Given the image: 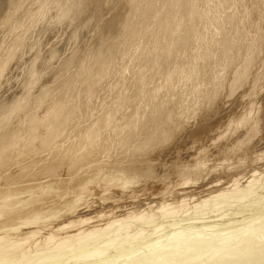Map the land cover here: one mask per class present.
Returning a JSON list of instances; mask_svg holds the SVG:
<instances>
[{
    "label": "bare ground",
    "instance_id": "obj_1",
    "mask_svg": "<svg viewBox=\"0 0 264 264\" xmlns=\"http://www.w3.org/2000/svg\"><path fill=\"white\" fill-rule=\"evenodd\" d=\"M23 1L0 0V264H109L152 245L154 234L138 240V228L93 257L112 243L106 229L142 218L124 202L163 199L156 207L173 227L191 206L250 193L264 177V148L247 155L264 125V0ZM42 38L50 46L39 58ZM200 128L212 140L195 137L171 178L139 191L154 171L145 158ZM229 158L239 166L228 167ZM70 240L77 245L59 253ZM246 244L264 257V242ZM229 248L214 259L229 260Z\"/></svg>",
    "mask_w": 264,
    "mask_h": 264
},
{
    "label": "rangeland",
    "instance_id": "obj_2",
    "mask_svg": "<svg viewBox=\"0 0 264 264\" xmlns=\"http://www.w3.org/2000/svg\"><path fill=\"white\" fill-rule=\"evenodd\" d=\"M32 0H28V3L29 2H31ZM20 2V1H19ZM25 2L26 1H23V0H21V3H20V5L21 4H25ZM27 3V2H26ZM16 4V3H15ZM23 4V5H24ZM16 6V5H15ZM8 7V6H7ZM19 7V6H18ZM17 7V8H18ZM3 14H1V16H2ZM10 20V19H9ZM62 31H59V32H61L62 34H60V37H62L63 38V34H65L66 32H63V28H60ZM64 31H66V29L64 28ZM54 31H52V34H54L53 33ZM51 33V32H50ZM90 35V34H89ZM65 37V36H64ZM85 37V36H84ZM90 37V36H89ZM79 38V37H78ZM78 38L77 39H75L74 40V42L73 41H70L69 43H67V44H63V51L61 52V54L63 55V53L65 54L66 53V51L69 49H71V47H73V46H75L76 44L78 45L79 43L78 42H80V40L83 42L84 41V39L82 38H79L80 40H78ZM86 39L88 40V36H86L85 37V41H86ZM46 40V43H43L44 41ZM43 41V42H42ZM42 41H40V43H39V47L38 46H36L35 45V47H36V52L35 53H37V55H38V57L39 58H41L42 56L41 55H43L44 54V50H40L41 49V47L42 48H44L45 50H46V52H47V47L48 46H50V44L47 42L48 40H47V38L45 39V38H42ZM78 41V42H77ZM71 42H73V44L71 43ZM43 43V44H42ZM44 44H46L45 46L46 47H43L44 46ZM68 44L71 46H68ZM73 46H72V45ZM65 46H67V47H69V48H64ZM34 48V47H33ZM39 48V49H38ZM35 49V48H34ZM33 49V50H34ZM64 50H65V52H64ZM68 50V51H69ZM35 51V50H34ZM40 51H41V53H40ZM43 51V52H42ZM80 51H82V50H80ZM39 53H40V55H39ZM43 53V54H42ZM60 54V57L62 56ZM44 56V55H43ZM67 57H69V56H67ZM25 62H27L28 63V61H25ZM24 63V62H23ZM23 63H21V65H20V69H22L21 71H23L24 70V67L25 66H28V64H26L25 65V63H24V65H23ZM25 69H26V67H25ZM25 71V70H24ZM38 80H40V78L38 79ZM239 95H242L241 93L239 94ZM240 104V102L238 103V105ZM240 109V105H239V107H238V109H236L235 110V112L237 111V110H239ZM220 110V109H219ZM202 118H203V116H201ZM209 118V119H206L205 120V122L207 123L206 125H208V124H210V121L211 122H213L214 120H215V118H213V117H216V115H213V116H209V117H207L206 115H204V118ZM214 123V122H213ZM260 126V125H259ZM262 126V128H260V130L261 131H259V133H258V138H257V140H256V142H254V143H251V147H250V151H249V154H247V152H246V154L247 155H251V154H254V153H256L257 151H259V150H262L263 148H264V143H262V142H264V139L263 138H261V137H264V125H261ZM260 126V127H261ZM263 129V130H262ZM200 130H201V128H200ZM200 130H196V131H194L193 132V134H191L192 135V137L190 136L189 138H186V140H184V143H182V144H177L176 145V147L174 148L173 147V149H169V147L168 148H166V147H162V149H164V150H161V149H158V150H160L159 152H158V155H152V156H149V157H147V158H145L146 160H145V162L146 163H148L150 166H151V171H153L150 175H148L147 176V178L143 181V183H142V185H140V187H139V191H141L142 189H145L148 185H150L151 183H153V182H157L160 178H162V179H168V178H171L172 176V173L173 172H171V164H173V163H176V162H178L179 160H180V158H181V155L183 154V152H184V150L186 151L187 149L189 150L190 148H193L196 144H193V139L195 138V137H199V138H202V139H205V140H208V142H210L211 140H212V138H211V136L210 135H212V131H210L209 132V130H204V128L200 131ZM200 131V132H199ZM205 131L207 132V134L205 133ZM204 132V134H202ZM209 132V133H208ZM198 133V134H197ZM201 133V134H200ZM261 133H263V136H261L262 134ZM195 135H198V136H195ZM204 138H203V137ZM261 138V139H260ZM188 139V140H187ZM261 140V141H260ZM188 141V142H187ZM190 141V142H189ZM189 144H187V143ZM256 143H257V145H256ZM202 144V143H201ZM187 145V146H186ZM229 145V144H228ZM227 144H225L224 146H226V147H228V149L229 150H231L230 149V147L228 146ZM179 146V147H178ZM184 146V147H183ZM190 148H189V147ZM192 146V147H191ZM172 147V146H171ZM182 147V148H181ZM187 149H186V148ZM183 148H185V149H183ZM206 148V147H205ZM170 150V152H169V150ZM181 149V150H180ZM183 149V150H182ZM228 149H226V151L228 150ZM253 150V151H252ZM172 151H174V152H172ZM162 152V153H161ZM166 154H165V153ZM178 152V153H177ZM173 153V154H172ZM176 153V154H175ZM181 153V154H180ZM172 154V155H171ZM168 155H171L170 157L168 156ZM177 155V156H176ZM180 155V156H179ZM159 156H161V157H159ZM173 156V157H172ZM155 157V158H154ZM169 157V158H168ZM161 159V161H160V159ZM208 158H211V157H208ZM163 159V160H162ZM212 159H215V155L212 157ZM168 160V162H166ZM176 160V161H175ZM185 160V159H184ZM229 164H228V167L230 166V168L231 167H235V168H237L239 165L238 164H236V160L234 161V159L233 158H229ZM169 161H171V162H169ZM183 161V160H182ZM228 161V160H227ZM242 163V162H241ZM244 163V162H243ZM242 163V164H243ZM154 165V166H153ZM160 165V166H159ZM167 165V166H166ZM237 165V166H236ZM153 166V167H152ZM169 166V167H168ZM261 168H264V167H261ZM261 168L258 166V171H261ZM164 169H165V172H164ZM256 170H257V168H255ZM170 170V171H169ZM158 171H160V172H158ZM156 173V174H155ZM163 173V174H162ZM155 174V175H154ZM160 175V176H159ZM152 176H153V178H152ZM158 176V177H157ZM163 176V177H162ZM166 177V178H165ZM168 177V178H167ZM151 180H153V181H151ZM259 185V186H258ZM145 186V187H144ZM242 188V187H241ZM253 190V191H252ZM252 190H250V193H246V192H244V193H234V194H231L229 197H228V199H226V201H220V200H218V201H215V202H212L211 203V200H209V201H207V203L205 202H203V203H200V204H197V205H193V206H191L184 214H186V215H184L183 214V216H182V223H180V224H178V225H175V226H173V227H171V226H169L168 227V225H169V223L170 222H172V221H168V219H164V218H162L161 216H162V214L160 213V210H158L157 209V205H158V203L160 202V201H162V200H159V199H157V200H152V199H149V200H146V201H141V202H137V203H132V202H127V203H125L124 202V204L123 205H121V206H119V207H121L122 209H132V210H135L134 212H141V215H142V221H141V219H138V220H127V221H125V222H118V223H115V224H113L112 226H110V228H108V229H106L105 230V232H106V237H104V239H107L108 238V240L110 241V242H112V243H110L109 245L110 246H108V248H106L105 246H103L102 248H100V250H99V252L100 253H97L96 252V255L94 256L93 255V257H97V254H98V256H104V254H105V256L109 253V252H111V249H116V248H118L117 246H118V244H119V246H120V241H118V239L119 240H122L124 237H126L127 235L129 236L130 234H133L134 232H136V230L138 229V228H141V229H145L144 230V233L142 232V235H140L139 236V239L138 240H140V239H143V238H146L147 237V235L149 236L151 233L152 234H154V235H151L150 236V238H148V240H149V242H148V244L150 243V245L151 246H149L148 248H142V249H140V251L138 250L137 252H136V254H134V253H132V254H124L123 255V257L122 256H120L119 258H116V259H114L113 261H111L109 264H137V263H140L139 261H142L143 259H147L146 261H147V263L148 264H153V263H155L154 261H156V259L157 258H160V259H162L163 260V258L165 259V260H160V262L162 263V262H166L167 260H171V259H173L172 258V256L174 257L178 252H174L173 253V251H178V249H179V256H178V254L174 257L175 259V261L174 260H172L171 262H176V263H174V264H178V263H180V264H183V263H185L184 262V260H186V258H188L189 260H192V261H189L188 259V262H192V263H196V264H207L208 262V264H211V263H213V264H242L243 262V264H264V257L262 258V257H259L258 256V258H260V259H258V258H256L257 256H255V254L253 253V251L252 250H246V248L247 247H244V245H245V242L247 243L246 245L247 246H249V244L250 243H252V242H255V246H258L259 244H257L256 245V243H257V241L258 242H260V243H262L263 244V242H264V231H262V230H264V177L262 176V179H260L259 181H258V184H256L254 187H253V189ZM259 191V192H258ZM253 193V194H252ZM239 194H244L243 196H240ZM252 194V195H251ZM254 195V196H253ZM252 196V197H251ZM256 196V197H255ZM214 197V196H213ZM212 198V197H211ZM230 199V200H229ZM165 200V199H164ZM263 200V201H262ZM259 201V202H258ZM155 202V203H154ZM225 202V203H224ZM232 202V203H231ZM235 202V203H234ZM252 202V203H251ZM130 203H132V205L130 204ZM149 204L148 205V207L147 206H145V204ZM210 203V204H209ZM216 203H218L217 205H216ZM243 203V204H242ZM125 204H127V205H125ZM129 204V205H128ZM151 204V205H150ZM254 204V205H253ZM260 204V205H259ZM262 204V205H261ZM198 205H200L199 207H198ZM205 205V206H204ZM242 205H244V206H246V208L244 207V206H242ZM145 207V208H144ZM194 207V208H193ZM198 207V208H197ZM204 207V208H203ZM243 207L245 208V209H243ZM193 208V209H192ZM203 208V209H202ZM155 209V210H154ZM243 209V210H242ZM142 210V211H141ZM247 210V211H246ZM253 210V211H252ZM234 211V212H233ZM239 211V212H238ZM255 211V212H254ZM261 211V212H260ZM144 212V213H143ZM158 212V213H157ZM236 212V213H235ZM157 213V214H156ZM205 213V214H204ZM232 213V214H231ZM235 213V214H234ZM154 214H156V215H154ZM238 214V215H237ZM246 214V215H245ZM199 215V216H198ZM206 215V216H205ZM226 215V217H224ZM146 216V217H145ZM191 216H192V218H191ZM218 216V217H217ZM235 216H236V218H235ZM245 216V217H244ZM151 217H153V218H151ZM185 217V218H184ZM194 217V218H193ZM197 217H199V218H197ZM220 217H222V218H220ZM147 218L149 219V220H147ZM201 218V219H200ZM212 218L214 219V220H212ZM218 218H220L219 219V221L217 220ZM226 218V219H225ZM227 218H229V219H227ZM258 218V219H257ZM157 220L158 219V226L156 227V228H158V230L153 226L155 223H156V221L154 222V223H152L154 220ZM225 219V220H224ZM204 220V221H203ZM217 222H216V221ZM227 220H229V221H234L235 220V223H233V227H231V228H225L226 226H224L223 224H225V222L227 221ZM241 220H242V222H241ZM251 220V221H250ZM138 221V222H137ZM149 221V223H147ZM162 221V222H161ZM195 221V222H194ZM214 221L216 222L215 224H217L216 225V227L217 228H208V222H213L214 223ZM224 223H223V222ZM239 223H238V222ZM142 222V223H141ZM186 222V223H185ZM221 222H222V225H221V227H223V228H221L220 226H218V225H220L221 224ZM237 222V223H236ZM196 223V224H195ZM201 223H203V224H201ZM218 223H220V224H218ZM226 223H228V221L226 222ZM245 223V224H244ZM263 223V224H262ZM134 224V225H133ZM144 224H146V225H144ZM191 224H193V226H196V227H193L192 229H190V231H188L189 229H186V228H188L189 227V225H191ZM208 224V225H207ZM238 224H240V225H238ZM260 224V225H259ZM201 225V226H200ZM203 225V226H202ZM238 225V226H237ZM126 226V227H125ZM128 226V227H127ZM143 226V227H142ZM151 226V227H150ZM165 226V227H164ZM206 228H205V227ZM260 226H262V227H260ZM145 227V228H144ZM161 227V228H160ZM163 227H164V229H163ZM171 227V228H170ZM177 227V228H176ZM201 227V228H200ZM237 229H236V228ZM244 227V228H243ZM120 228V229H119ZM129 228V229H128ZM174 228V229H173ZM195 228H197V229H195ZM203 228H204V230H203ZM232 228H234V229H232ZM247 228V229H246ZM260 228V229H259ZM114 229H115V231H114ZM156 229V230H155ZM159 229H160V231H161V233H160V231H159ZM202 229V230H201ZM207 229V230H206ZM209 229V230H208ZM228 229V230H227ZM117 230V231H116ZM123 230V231H122ZM124 230H126V231H124ZM129 230V231H128ZM148 230V231H147ZM167 230V231H166ZM222 230V231H221ZM231 230V231H230ZM177 231H179L180 232V234H179V232H177ZM104 232V233H105ZM113 232V233H112ZM116 234H115V233ZM119 232V233H118ZM154 232H156V234L154 233ZM173 232V233H172ZM182 232H184V233H182ZM206 233V235H205V233ZM226 232V233H225ZM110 233H112L113 234V236H112V234H110ZM118 233V234H117ZM170 233V234H169ZM175 233V234H174ZM213 233V234H212ZM219 233H221V234H219ZM247 233V234H246ZM109 234V235H108ZM157 234H158V236H157ZM160 234V235H159ZM164 234V236H162ZM167 236H166V235ZM177 234H178V237H177ZM187 235L186 237H185V239L183 238L182 239V237H180V236H185V235ZM189 234V235H188ZM212 234V235H211ZM227 234V235H226ZM246 234V235H245ZM107 235H108V237H107ZM115 235V236H114ZM122 235H124V236H122ZM156 235V236H155ZM171 235V236H170ZM199 235V236H198ZM203 235V236H202ZM259 235V236H258ZM112 236V237H111ZM119 236H120V238H119ZM142 236H143V238H142ZM146 236V237H145ZM189 236V237H188ZM222 236V237H221ZM225 236H227V238H225ZM118 237V239H116ZM152 237V238H151ZM160 237V238H159ZM167 237V238H166ZM170 237H171V239H170ZM188 237V238H187ZM246 237V238H245ZM259 237V238H258ZM157 238H159V240H157ZM175 240H174V239ZM187 238V239H186ZM200 238V239H199ZM202 238V239H201ZM205 238V239H204ZM217 238V239H216ZM221 238V239H220ZM229 238V239H228ZM44 239V238H43ZM113 239H115V240H113ZM161 239V240H160ZM177 239V240H176ZM204 239V240H203ZM230 239H232V240H230ZM242 239V240H241ZM111 240H113V241H111ZM153 240H154V242L155 243H157L158 244V246H157V244L155 245V243L153 242ZM174 240V242H172V244H171V241H173ZM199 240H201V242L199 241ZM223 240V241H222ZM234 240V241H233ZM246 240V241H245ZM254 240V241H253ZM108 241V242H109ZM135 241V240H134ZM152 241V242H151ZM185 241V242H184ZM208 241V242H207ZM214 241H216V242H214ZM245 241V242H244ZM248 241V242H247ZM104 242H107V240H105ZM114 242V243H113ZM220 242V243H219ZM225 243L224 245H223V243ZM241 242V243H240ZM243 242V243H242ZM250 242V243H249ZM118 243V244H117ZM162 245H161V244ZM166 243V244H165ZM167 243H169V244H167ZM202 243H204V244H202ZM212 243V244H211ZM69 244V245H68ZM72 244V245H71ZM115 244V245H114ZM165 244V245H164ZM183 244V245H182ZM185 244V245H184ZM215 244V245H214ZM219 244H220V246H219ZM234 245V246H232V245ZM64 245V246H63ZM63 245H61L60 247V249L59 250H57L59 253H63V252H65L66 250H67V248L69 249L70 247L71 248H73V246H76L77 244H76V241H72V240H70V241H68V242H66V243H64ZM165 246V248L163 247L162 248V246ZM166 245H168V247L166 246ZM170 245V246H169ZM176 245V246H175ZM180 245V246H179ZM197 245V246H196ZM213 245V246H212ZM223 245V246H222ZM230 245H231V247H238L239 249H230L229 247H230ZM237 245H239V246H237ZM66 246V247H65ZM153 246V247H152ZM155 246H156V248H155ZM174 246V247H173ZM189 246V247H188ZM195 246V247H194ZM202 246H204V247H202ZM112 247V248H111ZM160 247L162 248V249H160ZM186 247V248H185ZM193 247V248H192ZM218 247L220 248V247H222V249L223 248H225V249H230V251L228 252L229 253V255H230V257L228 256V258H229V260L227 259L226 261H223V262H218L217 261V259H214V258H216L215 256H216V252L215 251H217V249H218ZM227 247V248H226ZM151 248V249H150ZM153 248V249H152ZM158 251V252H156V250ZM180 248L182 249V248H184V251H183V249H182V251H181V253H180ZM190 248V249H189ZM198 248V249H197ZM204 248V249H203ZM243 248V249H242ZM245 248V249H244ZM102 249V250H101ZM185 249H187V251H185ZM243 250V251H242ZM245 250V251H244ZM63 251V252H62ZM98 251V250H97ZM195 251H197V252H195ZM239 251V252H238ZM240 251H241V253H240ZM248 251H250V252H252V253H250V252H248ZM105 252V253H104ZM169 252H170V255H169ZM247 252V253H246ZM156 253H160L159 255L161 256H159L158 254H156ZM162 253V254H161ZM165 253H166V255H165ZM184 253H185V255H184ZM214 253V254H213ZM233 253H235L234 255H233ZM242 253H245V254H242ZM138 254V255H137ZM164 254V255H163ZM213 254V255H212ZM237 254H239V255H237ZM126 255V256H125ZM128 255V256H127ZM140 255V256H139ZM150 255V256H149ZM158 257H157V256ZM169 255V256H168ZM183 257V258H185V259H183L181 256ZM187 255V256H186ZM243 255V256H242ZM246 257H245V256ZM251 255V256H250ZM253 255H254V257H253ZM104 256V257H105ZM135 256V257H134ZM154 256V257H153ZM164 256V257H163ZM167 256L168 257H171V258H167ZM131 257V258H130ZM155 257H157L156 259H155ZM178 257H181V262L179 261L180 259L178 258ZM196 257V258H195ZM208 257V258H207ZM243 258L242 260H241V258ZM245 257V258H244ZM92 258V257H91ZM138 258V259H137ZM150 258H154L152 261H150L151 259ZM177 258H178V260H177ZM249 258H251V259H249ZM97 259V258H96ZM98 259H99V257H98ZM149 259V260H148ZM195 259H197L196 261H195ZM210 259L212 260V262L210 261ZM213 259H214V262H213ZM231 259V260H230ZM256 259V260H255ZM145 260H144V262H145ZM241 260V261H240ZM260 260V261H259ZM128 263H127V262ZM150 261V262H149ZM159 260H157L156 262L158 263V264H160L159 262H158ZM228 261H230V262H228ZM137 262V263H136ZM143 261L141 262V263H144ZM187 262V261H186ZM211 262V263H210ZM228 262V263H227ZM262 262V263H261ZM52 264H54V263H52ZM60 264V263H59ZM62 264H64V263H62ZM156 264V263H155Z\"/></svg>",
    "mask_w": 264,
    "mask_h": 264
}]
</instances>
